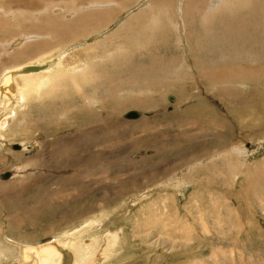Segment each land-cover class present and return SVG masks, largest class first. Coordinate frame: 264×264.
<instances>
[{"label": "rangeland", "instance_id": "1", "mask_svg": "<svg viewBox=\"0 0 264 264\" xmlns=\"http://www.w3.org/2000/svg\"><path fill=\"white\" fill-rule=\"evenodd\" d=\"M66 1L0 0V74L72 73L0 111V264H264V0Z\"/></svg>", "mask_w": 264, "mask_h": 264}, {"label": "bare ground", "instance_id": "2", "mask_svg": "<svg viewBox=\"0 0 264 264\" xmlns=\"http://www.w3.org/2000/svg\"><path fill=\"white\" fill-rule=\"evenodd\" d=\"M12 3H18L19 0H7ZM103 1V0H102ZM143 1V0H142ZM209 1V0H208ZM224 1V0H223ZM230 1V0H229ZM236 3L237 0H235ZM234 1V3H235ZM248 1V0H247ZM63 2V0H62ZM61 2V3H62ZM66 3H69L65 0ZM181 2V1H180ZM222 2V1H221ZM233 1H231L232 4ZM240 2H243L242 0ZM38 3V2H37ZM60 3V2H59ZM64 3V2H63ZM104 3V1L102 2ZM182 3V2H181ZM226 3V1H225ZM233 3V4H234ZM245 3V2H244ZM92 4V3H91ZM243 4V3H242ZM101 5V4H100ZM212 5L219 6L220 3L213 1ZM223 5V4H222ZM227 5V4H226ZM230 5V4H229ZM17 6V5H16ZM38 6V4H37ZM93 6V5H92ZM221 6V5H220ZM225 6V5H224ZM232 7V6H231ZM50 4H45L43 10L39 12V15H43L49 11ZM89 7H86L88 9ZM103 8V7H101ZM217 8V7H216ZM219 8V7H218ZM233 8V7H232ZM91 10V9H90ZM208 10H211L208 8ZM217 10V9H216ZM85 11V10H83ZM88 11V10H87ZM109 11V10H108ZM214 11V10H213ZM223 11V10H222ZM19 12V11H18ZM89 12V11H88ZM178 12V11H177ZM225 12V11H224ZM60 13V12H59ZM75 15L81 14L80 10H75ZM73 13V14H74ZM213 13V12H211ZM4 16L5 13L1 12ZM214 14V13H213ZM225 14V13H224ZM12 14L8 15L11 16ZM24 15V14H23ZM178 15V14H177ZM204 15V14H203ZM221 15V14H220ZM253 15V14H252ZM36 16V15H35ZM73 16V15H72ZM112 16V15H111ZM223 16V15H222ZM37 17V16H36ZM205 18V17H204ZM181 19V17H180ZM13 20V19H12ZM20 20V19H19ZM26 18L22 17V24L26 22ZM34 20V19H33ZM206 20V18L204 19ZM16 22V21H15ZM18 22V21H17ZM16 22V23H17ZM20 22V21H19ZM18 22V23H19ZM87 23V22H86ZM21 24V23H20ZM179 25V24H178ZM218 27V26H217ZM7 30V29H6ZM181 30V29H180ZM1 31V30H0ZM8 32V31H7ZM235 32V31H234ZM207 33V32H206ZM182 40V39H181ZM54 41V40H53ZM52 41V42H53ZM22 40H17L11 43V46L14 47L22 44ZM24 43V42H23ZM183 44V43H182ZM181 44V45H182ZM1 45V43H0ZM184 47V46H183ZM187 47V46H186ZM3 48V47H1ZM185 48V47H184ZM23 49V48H22ZM2 50V49H1ZM7 50V49H5ZM8 51V50H7ZM23 51V50H22ZM15 53V55H21V52ZM199 51V49H198ZM1 52V51H0ZM4 53V52H3ZM24 53V52H23ZM67 53V52H66ZM1 54V53H0ZM65 55V53H64ZM2 56V55H1ZM0 56V58H1ZM34 56V55H33ZM23 57V56H22ZM14 59V57H11ZM10 58V62L12 59ZM21 58V56L19 57ZM18 58V59H19ZM2 60V58H1ZM4 60V58H3ZM15 60V59H14ZM9 61V60H8ZM54 62V61H53ZM23 63V62H22ZM14 64V62H13ZM47 64V63H46ZM5 65V64H4ZM11 65V64H10ZM57 65V63H56ZM1 66V65H0ZM46 66V68H45ZM60 66V65H58ZM53 68L49 65H43V67L38 68L37 71H27V69L33 67L30 65L23 66H12L3 68V72L0 74V111L3 112L6 116L11 115L15 116L16 108L23 106L27 98L33 96L40 92V90L50 87L52 82L63 80L61 76L65 78H70L72 73L69 75H63L62 71L58 68ZM198 66V65H197ZM231 66V65H230ZM2 68V66H1ZM42 70V71H41ZM79 70V69H77ZM78 74V73H77ZM206 74V73H205ZM76 78V77H75ZM72 79V77H71ZM74 82V80H72ZM76 85V84H75ZM74 87V86H73ZM70 90V89H69ZM52 94V93H51ZM69 94V93H68ZM261 94V93H260ZM31 98V97H30ZM172 102V101H170ZM29 103V102H28ZM28 105V104H27ZM25 106V105H24ZM92 106V105H91ZM91 111V110H89ZM231 115V114H230ZM233 115V114H232ZM100 117V116H99ZM11 119V118H8ZM98 120V119H97ZM8 121V120H7ZM88 122V120H86ZM1 122V121H0ZM91 123V122H90ZM238 123V122H237ZM4 124H1L0 127L4 129ZM8 126V125H7ZM52 128V127H51ZM82 131V130H81ZM93 131V130H92ZM1 142V141H0ZM40 144V143H39ZM40 146V145H39ZM9 148V147H8ZM28 148V147H27ZM22 150V149H21ZM218 159V158H217ZM89 227V226H88ZM95 227V226H94ZM87 235V234H86ZM114 236V235H113ZM164 237H166L164 235ZM75 239V238H74ZM115 241V240H114ZM72 242V243H71ZM70 246L61 242V240L55 239L53 241L32 247V246H23L20 248V261L24 264H84L85 261H89L93 257V250L90 246H85L81 242L75 243L71 241ZM117 242V241H116ZM107 244V243H106ZM67 245V246H65ZM107 251V250H105ZM113 251V250H112ZM95 252V251H94ZM73 256V257H72ZM110 257V256H109ZM108 257V258H109ZM104 258V257H103ZM87 261V262H88ZM91 262V261H90ZM107 262V261H106ZM20 263V262H19Z\"/></svg>", "mask_w": 264, "mask_h": 264}, {"label": "water", "instance_id": "3", "mask_svg": "<svg viewBox=\"0 0 264 264\" xmlns=\"http://www.w3.org/2000/svg\"><path fill=\"white\" fill-rule=\"evenodd\" d=\"M38 68L36 67H31L29 69H27V71H37ZM169 101H173V97H169L168 99ZM151 114H149L150 116ZM141 114L138 112V111H129L127 112L125 115H124V118L127 119V120H136L138 118H140ZM20 147L17 146V145H12L11 146V149H19ZM11 176V173L10 172H6V173H3V174H0V180H7L9 179Z\"/></svg>", "mask_w": 264, "mask_h": 264}]
</instances>
